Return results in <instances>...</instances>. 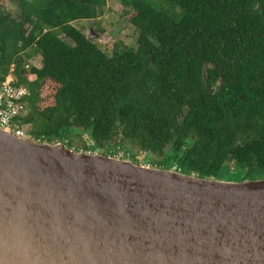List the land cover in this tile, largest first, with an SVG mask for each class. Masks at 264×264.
I'll return each mask as SVG.
<instances>
[{"label":"trees","instance_id":"16d2710c","mask_svg":"<svg viewBox=\"0 0 264 264\" xmlns=\"http://www.w3.org/2000/svg\"><path fill=\"white\" fill-rule=\"evenodd\" d=\"M4 1L21 22L0 13V85L13 67L30 92L21 124L39 143L79 151L85 135L84 152L123 150L135 164L134 146L142 165L264 179V0H117L138 37L111 53L73 25L106 0ZM34 55L41 67L26 70Z\"/></svg>","mask_w":264,"mask_h":264},{"label":"water","instance_id":"95a60500","mask_svg":"<svg viewBox=\"0 0 264 264\" xmlns=\"http://www.w3.org/2000/svg\"><path fill=\"white\" fill-rule=\"evenodd\" d=\"M0 264H264V179L200 178L0 129Z\"/></svg>","mask_w":264,"mask_h":264},{"label":"rangeland","instance_id":"374dc122","mask_svg":"<svg viewBox=\"0 0 264 264\" xmlns=\"http://www.w3.org/2000/svg\"><path fill=\"white\" fill-rule=\"evenodd\" d=\"M0 11L3 14H10L11 16L16 15L17 8L14 4L4 1L0 4ZM124 8L117 0H106V5L102 9V13L98 18L90 21H77L73 25L80 29L86 37L91 36L90 30L93 31L94 38L91 41L101 50L107 53H111L112 48L118 44L122 47H128L135 49L137 45V30L129 23V21L124 17ZM64 39L63 36H61ZM65 40V39H64ZM66 42L70 43L68 40ZM32 61V64L29 62ZM28 65V67H27ZM41 66V57L39 55L31 56L25 61V69L29 70L30 67L39 68ZM28 78L33 81L34 75H29ZM43 88L40 91L41 95H45L47 98L50 96L51 86L45 90ZM26 132L30 130V126H25ZM119 140L117 139L116 142ZM35 141H32V143ZM84 143H88V136L83 135L81 139H74L73 146L75 148H80L79 151H83ZM130 151L137 154L139 157L138 161H142L144 158V153L139 151L137 147L130 146ZM98 153V152H97ZM101 153V152H99ZM125 151L120 150L116 158L128 159L127 155H124ZM137 163V160H136ZM148 166V165H142ZM232 168V165H230Z\"/></svg>","mask_w":264,"mask_h":264},{"label":"built area","instance_id":"2783aa9c","mask_svg":"<svg viewBox=\"0 0 264 264\" xmlns=\"http://www.w3.org/2000/svg\"><path fill=\"white\" fill-rule=\"evenodd\" d=\"M32 63V61L29 62V64ZM29 95L28 87L18 83L11 67L9 74L0 85V129L24 141L39 143L26 132L25 126L21 124V120L28 114Z\"/></svg>","mask_w":264,"mask_h":264},{"label":"flooded vegetation","instance_id":"af4514ba","mask_svg":"<svg viewBox=\"0 0 264 264\" xmlns=\"http://www.w3.org/2000/svg\"><path fill=\"white\" fill-rule=\"evenodd\" d=\"M9 2V1H8ZM9 3H12V4H14L15 6H16V8H17V3L16 2H14V1H12V2H9ZM18 8H17V12H16V15H13V16H11L10 14H3V15H5V16H7L8 17V19L9 20H11L12 21V24L13 25H17L18 24V21L19 22H21L19 19H18ZM0 13H2L1 11H0ZM90 21V20H89ZM25 25H27V24H25ZM92 153V152H91ZM144 158V157H143ZM138 159H139V157H137V163H135V164H137V165H142V162H143V160L141 161H138ZM174 170H177L178 168L176 167V166H174V168H173Z\"/></svg>","mask_w":264,"mask_h":264}]
</instances>
